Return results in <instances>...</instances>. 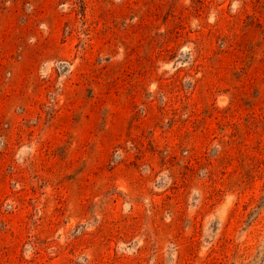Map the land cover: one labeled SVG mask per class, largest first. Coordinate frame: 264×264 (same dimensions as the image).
<instances>
[{
  "label": "rangeland",
  "instance_id": "374dc122",
  "mask_svg": "<svg viewBox=\"0 0 264 264\" xmlns=\"http://www.w3.org/2000/svg\"><path fill=\"white\" fill-rule=\"evenodd\" d=\"M0 264H264V0H0Z\"/></svg>",
  "mask_w": 264,
  "mask_h": 264
}]
</instances>
